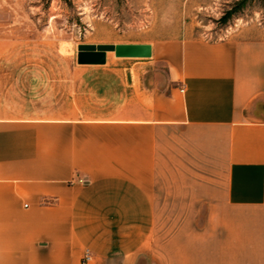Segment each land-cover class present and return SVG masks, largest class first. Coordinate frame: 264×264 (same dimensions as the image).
I'll return each instance as SVG.
<instances>
[{"label":"crops","instance_id":"0c3cea01","mask_svg":"<svg viewBox=\"0 0 264 264\" xmlns=\"http://www.w3.org/2000/svg\"><path fill=\"white\" fill-rule=\"evenodd\" d=\"M141 44L129 65L106 51L82 64L102 69L71 63L47 83L6 80L0 49V264H264V41ZM172 132L198 161V209L161 237L157 149Z\"/></svg>","mask_w":264,"mask_h":264},{"label":"rangeland","instance_id":"374dc122","mask_svg":"<svg viewBox=\"0 0 264 264\" xmlns=\"http://www.w3.org/2000/svg\"><path fill=\"white\" fill-rule=\"evenodd\" d=\"M187 33L206 41H264V0H0L6 69L43 76L46 83V76L69 69L71 63L76 71L102 69L76 63L79 44H141ZM107 56L108 67L139 60L114 56L113 51ZM15 81L23 91L26 82ZM157 151L161 175L155 185V230L163 237L198 209L192 204V186L199 164L174 132L159 139Z\"/></svg>","mask_w":264,"mask_h":264},{"label":"water","instance_id":"95a60500","mask_svg":"<svg viewBox=\"0 0 264 264\" xmlns=\"http://www.w3.org/2000/svg\"><path fill=\"white\" fill-rule=\"evenodd\" d=\"M113 51L117 57H148V44H79L76 50V63L102 64L105 61V52Z\"/></svg>","mask_w":264,"mask_h":264},{"label":"built area","instance_id":"2783aa9c","mask_svg":"<svg viewBox=\"0 0 264 264\" xmlns=\"http://www.w3.org/2000/svg\"><path fill=\"white\" fill-rule=\"evenodd\" d=\"M180 90H182V89H180ZM78 181H81L80 179H78ZM88 259H90V254H89V252H88V250H84L83 251V254H82V257H81V261L82 262H85V261H87Z\"/></svg>","mask_w":264,"mask_h":264}]
</instances>
